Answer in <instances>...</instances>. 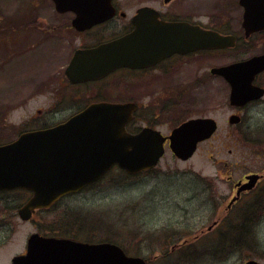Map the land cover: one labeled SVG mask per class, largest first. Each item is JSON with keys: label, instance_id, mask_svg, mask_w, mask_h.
<instances>
[{"label": "rangeland", "instance_id": "374dc122", "mask_svg": "<svg viewBox=\"0 0 264 264\" xmlns=\"http://www.w3.org/2000/svg\"><path fill=\"white\" fill-rule=\"evenodd\" d=\"M33 1L0 0V26L8 25L9 22H5L14 17L16 11L25 2L31 3L32 7L38 4L34 8L36 19L40 17V9L52 13V7L46 1ZM209 3L212 6V14L206 12L205 16L209 17L203 21L209 22L211 27L221 29L239 28L242 9L238 6L237 0H210ZM13 30L8 29L6 32L0 30L7 33L0 35V143L14 139L21 131L23 111L18 108V99L21 101L30 99L31 94L38 88L37 86L33 88L34 90L26 88L23 78L34 66L39 68L40 76L48 60L44 58L42 49L29 54V51L36 48L33 49V45L42 43L45 35L42 30L17 29L15 32L18 37L14 38L11 44H7V39L14 34ZM249 44L229 52L199 56L197 72L200 78L197 82V93L188 92L183 96L167 98L168 104L177 106L176 110L182 113L180 118L206 116L215 119L218 123L214 137L199 145L193 157L187 162L176 160L167 149L152 173L135 178L118 179L119 174L114 170L97 184L98 186L66 198L55 210L39 213L30 222H21L17 217V209L24 203L20 193L0 194V264H11L14 256L23 253L27 238L34 232H43L52 226V223L57 227L55 220L57 219L58 222L64 220L66 215L63 212L66 208L69 210L68 214L74 213L72 216H67L68 221L74 218L78 221L83 218L95 229L89 231L84 228V232L79 236L82 239H85L87 232L97 236L94 241H104L110 236L128 255L148 259L150 260L148 264H182L183 261L176 256L161 258L158 255L169 252L172 241H182L186 238L191 242L193 235H200V231L211 224V206L205 203V197L200 196L202 184L198 180V175L204 178L218 172L216 184L219 190L226 193L230 185L224 181L226 176L220 175L225 170V163L244 161L249 164L244 166L239 162L241 166L230 170L236 177L245 172V167L247 170H258L262 164L259 156L263 152V147H259L258 140L264 135V104L243 112L241 124L230 126L227 118L235 111L227 104V85L219 78H211L208 73V69L212 66L225 65L264 52V38L255 41L254 46H248ZM26 56L28 58H25ZM4 62L7 65L3 71ZM58 65L60 67V64H55L56 67ZM183 67L188 74H191L196 66ZM45 78L39 79L38 84ZM31 106L32 101L29 104V107ZM174 123L175 120L170 121L160 130L168 132ZM142 125L144 123L140 124ZM225 205L226 203L222 205V214L225 212ZM238 209L241 208L233 210L234 214ZM254 213L260 216L264 214V210L256 209ZM234 214L231 218H235ZM234 221H231L229 228ZM253 223L256 225L254 236L258 245L254 247L255 253H231L227 248L225 250L226 253L229 252L227 257L216 262L212 258L215 251L207 252L213 248L205 244L214 238L200 235L195 251L197 257L193 259L197 262L187 264H244L252 259L264 264V218ZM169 232L175 234L171 239H165ZM229 234L230 231L224 234V240ZM101 235L106 237L100 238ZM235 237L237 238L236 233ZM198 251L203 254H198ZM215 256L219 259L218 256L226 255Z\"/></svg>", "mask_w": 264, "mask_h": 264}, {"label": "flooded vegetation", "instance_id": "af4514ba", "mask_svg": "<svg viewBox=\"0 0 264 264\" xmlns=\"http://www.w3.org/2000/svg\"><path fill=\"white\" fill-rule=\"evenodd\" d=\"M39 1L41 0H34L33 2ZM44 1L52 7V13L40 9V17L36 19L34 8L38 4L32 7L31 3L26 4L25 2L16 11V15L5 22H9L8 25L1 24L0 26V30L5 32L8 29H14V34L7 39V44H11L12 40L18 37L15 32L17 29L38 28L42 30L45 33L42 43L33 45V49L36 48L29 51V54L35 50L42 49L44 58L48 59L46 67L40 72V76L39 68L34 66L28 70L27 76L23 78V84L26 88H38L31 94L30 99L26 101L18 99V108L23 111L20 122L21 131L16 134L14 139L2 142L0 145L15 141L23 133L53 128L66 122L75 114L84 111L90 105L97 103L132 105L131 120L126 125V130L130 134H136L148 128L159 131L163 137L167 138L174 128L194 119H211L217 124L218 128L217 121L211 117L187 116L180 118L182 113L180 110H176L177 106L169 105L167 98L176 95L183 96L188 92H191V94L197 93V82L200 78L197 72L199 56H212L220 52H229L236 48L247 46L249 43L251 44L248 46H254L255 41L264 38V29L251 34L247 33L242 26V15L239 28L237 29L211 27L208 24L209 22L203 21V19L209 17L205 16L206 12L210 15L212 14L210 0H101L100 4L103 8H88L89 1L91 4H98V2L84 0L83 5L85 7L79 10L80 13L85 16L94 15L96 17L94 19L85 18L83 21L86 24H91L87 25L83 30L73 26V21L76 17L75 11H59L54 0ZM237 4L239 6L238 0ZM161 23H183L189 26H198L205 30L216 31L223 36H233L235 38L234 45L232 47L197 50L188 53H172L154 63H147L146 59L144 62L146 55L144 51L146 30H151ZM2 31H0V35L5 33ZM127 36L130 37L128 45L133 54V59H131L133 66H116L113 56L118 53L117 49L105 51L99 48ZM149 36L147 35V39ZM103 54H105L106 59L102 56ZM148 55L151 59V53H148ZM260 55H264V52L243 60ZM25 58L28 57L26 56ZM56 63L60 64V67L59 65L56 67ZM232 63L212 66L208 69V73L211 78H219L227 85V104L235 111V113L228 116L227 123L230 126H238L242 122L241 114L243 112L264 104V70L257 73L252 82L254 86L263 90L262 96L242 106H232L229 102L230 85L224 77L212 73V69L221 68ZM6 65L7 63H2L3 71ZM184 65H194L196 67L191 74H188L184 70ZM42 78H45L44 81L38 84L39 79ZM157 99L159 100L155 102ZM30 101H32L31 107H29ZM231 116L238 117V121L230 124L229 118ZM173 120H175V123L168 132L160 130L161 127L168 125ZM141 123H144V125L140 126ZM209 140L199 143L198 146ZM258 142L259 147H263V152L259 156L262 161L260 169L247 170V167H245V172L236 177L234 172L231 173L230 170L242 164L244 166H249V164L244 161L224 164L225 170L220 175L226 176L224 181L230 185L226 193L219 190V186L216 184V178L219 176L218 172L209 177L203 176L204 178L199 177L201 175L197 174L198 180L202 184L200 196L205 197V203H209L211 206V224L205 230L200 231L202 237H213L215 240L221 239L220 237L223 236V225L226 226V233L230 231L229 225L231 224V217L235 208H242L245 213H248V210L251 209L264 210V135ZM168 145L169 140L166 139L164 142L165 151ZM239 162L242 164H239ZM154 169L149 170V174ZM252 175L257 176L255 184L249 189H241L250 182L247 177ZM105 176L99 182H102ZM18 192L20 193V191ZM23 193L25 197L30 196L28 192ZM59 203L55 204L54 210ZM225 203V212L222 214L221 208ZM68 212L69 210L66 208L63 214L66 215ZM251 213L253 215H251L250 220L259 221L264 218V216H257L254 212ZM87 222L88 220H84L79 230L77 225L71 228L70 224L65 220H61L59 223L56 219L55 223L58 226L54 227L52 223V233L50 235L60 238H75L89 243L110 242L119 245L110 236L107 238L101 235L100 238L106 237L104 241H94L97 237L95 235L92 241L78 237L77 235L84 232V228L89 231L95 230ZM88 234L89 232L86 235ZM174 234L169 232L164 238L171 239ZM200 235H193L191 242L186 240V238L182 241H172L170 242V251L158 256L166 254L169 256H181L187 252H194L196 251V244L200 240ZM209 241H207V244ZM120 247L122 248V246Z\"/></svg>", "mask_w": 264, "mask_h": 264}, {"label": "water", "instance_id": "95a60500", "mask_svg": "<svg viewBox=\"0 0 264 264\" xmlns=\"http://www.w3.org/2000/svg\"><path fill=\"white\" fill-rule=\"evenodd\" d=\"M88 8H103L101 0ZM59 11L73 10V26L79 30L89 24L80 13L84 0H54ZM244 8L243 27L247 33L264 29V0H239ZM150 32V33H149ZM147 35H150L147 39ZM130 37L103 45L101 50L117 49L116 66H133ZM233 36H221L212 30L183 23H161L146 30L144 51L147 63H154L172 53L232 47ZM148 53H151V59ZM106 59L105 54H103ZM264 70V55L212 69L230 85L229 102L242 106L262 96L263 90L252 84L255 75ZM75 81V80H72ZM130 104H93L67 122L51 129L28 132L12 143L0 146V192L23 189L32 196L18 211L27 221L36 209L47 208L60 198L77 193L97 182L114 165L128 174H137L154 167L164 153L163 138L158 132L143 129L137 135L128 134L125 125L130 120ZM238 117L231 116L230 124ZM217 130L211 119H194L175 128L169 139V149L179 159L192 156L199 142L209 139ZM251 183L243 188H251ZM12 264H146L141 257H129L110 243L88 244L67 239L41 237L32 234L26 254L16 256ZM245 264H260L250 260Z\"/></svg>", "mask_w": 264, "mask_h": 264}, {"label": "trees", "instance_id": "16d2710c", "mask_svg": "<svg viewBox=\"0 0 264 264\" xmlns=\"http://www.w3.org/2000/svg\"><path fill=\"white\" fill-rule=\"evenodd\" d=\"M121 173V174H120ZM118 173V179H127V177L123 174V172ZM74 213L66 214V217L64 220L70 224V227L73 228L75 225L79 227V230L82 227L83 224V218L81 220L76 221V218L71 219L68 221L67 216H72ZM251 214L245 215L243 214L242 210L239 209L236 214L235 220L230 228V237L228 236L227 239L224 240L223 236L224 233H226V226L223 225V236H221V239L218 240H213L214 244L216 245V254H224L226 256H218L219 259L215 256L216 254H212V258L218 262L223 258H226L229 252L237 253V252H249V253H255L254 247L257 245L255 241V236H254V228H255V223H253V220H250ZM78 222V223H76ZM235 233L237 234V238L235 237ZM88 241H92L94 239V234L89 233L88 235L84 236ZM258 246V245H257ZM229 249V252L226 253V249ZM184 256H178L176 258L180 259L183 261L182 264H187V263H195L197 261H193L194 258L197 256L195 255L194 252H187L183 254ZM164 257H170L168 254L163 255ZM216 257V258H215ZM218 259V260H216Z\"/></svg>", "mask_w": 264, "mask_h": 264}]
</instances>
